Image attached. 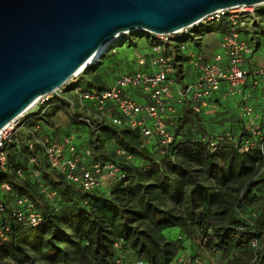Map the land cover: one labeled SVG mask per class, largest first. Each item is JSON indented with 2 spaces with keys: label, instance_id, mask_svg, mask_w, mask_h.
Returning a JSON list of instances; mask_svg holds the SVG:
<instances>
[{
  "label": "trees",
  "instance_id": "obj_1",
  "mask_svg": "<svg viewBox=\"0 0 264 264\" xmlns=\"http://www.w3.org/2000/svg\"><path fill=\"white\" fill-rule=\"evenodd\" d=\"M221 23L224 34L227 18L218 23L220 27ZM118 47L116 42L111 55L118 52ZM106 57L107 53L101 61ZM184 60L178 57L177 62ZM101 61L88 69L97 68ZM183 67H178L180 75ZM93 88L107 87L91 83L87 90ZM50 102L35 116L42 113L52 117L60 111L73 124L86 126L92 136L91 159L118 166L125 177H112L110 196L99 192L102 186L86 192L52 170L39 145L30 150L27 137L22 147L13 144L14 154L7 149L10 170H0V188L4 183L12 187L10 193L0 189V202L5 206L0 223L11 225V240L0 244V259L34 264L30 253L37 252L51 264H73L58 245L62 241L91 264H118L119 259L121 264H184L177 263L181 256L204 264L200 250L221 256V264H264V153H241L227 140L212 152L211 135L189 102L181 105L173 118L170 128L175 141L170 155H163L157 144H146L138 131L119 129L108 120L96 129L100 126L96 120L91 119V125H87L73 118L69 99L63 95ZM256 109L264 130V110ZM241 122V133L229 131L239 139L246 136L242 119ZM102 133L105 141L116 145L112 154H98L104 149V145H98ZM117 150L125 151L133 160L117 155ZM106 155L109 160L104 159ZM21 156L24 165L19 162ZM31 156L39 159V180L28 172ZM18 170L23 176H18ZM29 175L32 179L27 178ZM43 188L56 193L54 200L47 198ZM19 197L33 202L44 220L40 226H25L13 218ZM254 240L258 242L257 249L252 246ZM187 242L197 249L191 250ZM117 243L120 249L115 247Z\"/></svg>",
  "mask_w": 264,
  "mask_h": 264
},
{
  "label": "built area",
  "instance_id": "obj_2",
  "mask_svg": "<svg viewBox=\"0 0 264 264\" xmlns=\"http://www.w3.org/2000/svg\"><path fill=\"white\" fill-rule=\"evenodd\" d=\"M247 8L251 7L218 11L201 22H220L223 18L228 20L227 29L220 41V51L214 53L210 59H207L201 50H188L189 40L195 46L200 44L201 37L192 32L193 28L199 24L173 34L148 33L151 40L150 52L137 61L136 68L131 72L119 73L106 89L76 88L75 92L79 95L78 102L69 99L71 115L87 125H91V119L96 120L100 124L96 129H100L101 125L108 120L111 125L119 129L138 131L146 144H157L163 155H170V146L175 141L170 127L173 124V115L177 112V106L189 102L193 110L199 113L207 100L218 93L223 84H226L225 97L240 100L239 112L245 125L246 136L239 139L227 132L210 141V150L217 152L218 144L227 140L241 153L254 151L264 153L261 114L250 102L251 95L244 92V86L248 80H251L254 87L264 85V66L249 67L248 60L257 45L252 36H248L250 39L244 38L249 34L250 29H254L250 23L254 24L252 20H256L255 14H249L252 10L249 12ZM118 40L119 38L105 49L95 64L99 63L110 49L115 52L114 48ZM184 51H186L185 54ZM178 57H184L185 60L177 62ZM180 65L188 67L196 79L180 84L179 76L183 75V73L179 74ZM66 84L54 93L40 98L36 105L50 101V97L54 94L61 96V89ZM131 92L141 95L144 100L133 97ZM172 98H174L173 103L170 101ZM34 107L0 131V170L3 172L10 170L7 149L14 142L19 128L27 123V119L24 121L23 119ZM79 112L84 115L78 116ZM27 145L30 150L39 145L48 166L61 174L68 183L86 192L103 186L105 175L117 177L119 180L125 177L118 166L102 164L91 159V151H86L83 156L77 149L73 134L66 136L60 142L49 139L29 140ZM117 155L129 161L133 160V157L123 150H117ZM87 157L89 160L85 163ZM28 172L36 180L41 178L40 162L37 157L29 158ZM17 174L20 177L23 176L21 170H18ZM0 189L4 193L12 191L8 183L2 184ZM42 192L49 200H54L56 197L55 192H47L45 188ZM16 207L12 216L18 223L31 227H38L43 223L41 214L28 198H17ZM4 211L5 206L0 202V213ZM252 222L249 220V223L252 224ZM10 233L11 225L8 222L0 223L1 245L10 242ZM252 246L257 249L258 242L254 240ZM115 247L120 249L121 244L117 243ZM117 263L121 264V259ZM177 263L202 264L199 259L192 260L186 256L179 257Z\"/></svg>",
  "mask_w": 264,
  "mask_h": 264
},
{
  "label": "water",
  "instance_id": "obj_3",
  "mask_svg": "<svg viewBox=\"0 0 264 264\" xmlns=\"http://www.w3.org/2000/svg\"><path fill=\"white\" fill-rule=\"evenodd\" d=\"M259 5L264 0H0V131L124 34H173L218 11Z\"/></svg>",
  "mask_w": 264,
  "mask_h": 264
},
{
  "label": "rangeland",
  "instance_id": "obj_4",
  "mask_svg": "<svg viewBox=\"0 0 264 264\" xmlns=\"http://www.w3.org/2000/svg\"><path fill=\"white\" fill-rule=\"evenodd\" d=\"M250 12L252 10V13L249 14H255L256 20H252L254 24L250 23L251 26L256 28L258 24H260V28H264V5H259L251 8H247ZM248 14V13H247ZM219 22H205L201 23L197 26H195L192 30V32L195 35H201L203 37V52L207 59L212 58L213 52L217 49V51H220L219 47V40L223 37V30L224 29V23H221V27L218 24ZM257 23V24H256ZM245 39H250L248 36H244ZM261 40L260 47L254 51L253 55H251L250 59L252 62H255L259 64L260 66H264V36H258ZM201 41V40H200ZM150 36L145 31H135L132 33H127L119 37V40L117 41V44H119L118 52L114 55H111L110 51L107 52L108 57L103 59L99 66L95 69H86L83 73H81L78 77H74L71 80L67 82V84L61 89L62 93L61 95L67 97L68 99L73 100L74 102H78L79 95L75 92L76 88H82L84 90H87L89 85L93 83L95 86L99 87H109L115 80L116 76L119 73L122 72H131L133 69L137 66V61L140 58H144L147 56V54L150 52ZM188 50H194L199 51V47L195 46L191 43L189 40L187 42ZM200 46L202 44H199ZM184 54L186 51L183 52ZM187 67H183L182 73L186 72ZM94 89V88H93ZM57 95L54 94L52 97H50V100L55 98ZM50 101L46 103H39L36 105L27 115V117L24 120L28 119L31 114H36L39 110H43L47 104H49ZM22 121V122H23ZM35 123L33 125L24 124L22 127L19 128L14 142L9 146V152L12 153V146L13 144L17 145L18 147L23 146L24 138H28L29 140H45L46 138H50L51 135L53 136V139L61 140V138L58 139V136H55L54 132L57 130H62V133L65 132V130H69V128L74 125V127H78L79 129L67 134H73L75 136V139L77 141H80V152L84 156L86 151H92L91 145H90V139L92 138L89 129L86 128V126L81 124H73L71 121V118L58 111L54 114L52 117H45V116H39L36 119H34ZM108 123V122H107ZM73 130V128H71ZM65 135V134H64ZM105 134H99V141L98 145H104V149L98 150V154L100 153H106V154H112L113 150L115 149L116 145L113 141H105L104 140ZM59 142V141H56ZM92 157V156H91ZM105 160H109L110 156L106 155L104 157ZM22 161V162H21ZM88 157L84 161L87 163ZM120 161V160H119ZM19 162L24 165L25 160L24 157L21 156L19 158ZM140 168L142 165L139 166ZM29 179L30 175L27 177ZM114 181L111 179H105L103 182V186L101 188V191H99L102 194H105L106 196H110L112 192ZM12 198V197H10ZM170 207V205H169ZM64 231L66 233H70L69 229L66 227L64 228ZM199 241H197L198 243ZM58 245L70 256L73 264H91L86 260H83L76 252H74V249L66 242L58 241ZM187 246L193 250L197 249L196 246L192 243L187 242ZM200 258L202 259L204 264H221V261L224 262V260L221 258V256H214L213 254L200 250ZM31 260L34 264H51L48 261L43 260L41 255L37 252H31L30 253ZM0 264H29L25 262H15L10 259H0Z\"/></svg>",
  "mask_w": 264,
  "mask_h": 264
},
{
  "label": "crops",
  "instance_id": "obj_5",
  "mask_svg": "<svg viewBox=\"0 0 264 264\" xmlns=\"http://www.w3.org/2000/svg\"><path fill=\"white\" fill-rule=\"evenodd\" d=\"M263 32H264V28L261 29L260 24H258V26H256V28L250 29V32L247 35V36H249V35L252 36L256 40L257 46H256L255 51L260 47V42H261V40L257 37L258 36H264ZM222 36H223V34H222ZM203 39L204 38L201 37L200 44H202V45L201 46L198 45V47L200 48L199 50H201L202 52H203L202 48H203V42H204ZM221 40H222V38L219 40V47H220V41ZM217 49L215 50V52H213V54L218 52ZM248 62H249V67H251V68L262 67L259 64L252 62L251 59H249ZM195 79H196V76L194 74H191L190 70L187 68L186 72L183 73L181 79L179 78V83L184 84L187 82H192ZM225 92H226V84H223L221 90L218 93H216L212 98L207 100V103L201 108L200 112L198 113L203 120V124H204L205 128L210 133L212 140H215L219 136H222L229 131H234L236 133H241L243 131L242 122L240 119V112H239L240 111V103H239L240 100H239V98H227V97H225ZM244 92L251 95L250 102L254 106H256V108H258L260 111L264 110V85L263 84H260L259 86L254 87L251 80H248V82L244 86ZM131 95L133 97H137L139 100L143 99V97L137 93L131 92ZM170 101H171V103H173L174 98H172ZM49 106H50V104H48L46 107L48 108ZM181 107L182 106L177 107V110ZM41 111H43V110H39L37 113H39ZM176 114H177V112L173 115V118H175L177 116ZM41 115H42V113L39 116H41ZM34 118H37L35 116V114H31V116L27 119V120H30L27 124L31 123V121H33ZM71 128H73V130ZM78 129H79L78 127H74V125H72L69 128V130H65V132H63V133H62V130H58V131L56 130L54 132L55 133L54 135L58 136V139L61 138V140L53 139L52 135L49 139L60 142L66 136L71 135V134L66 135V133H70V132L76 131ZM75 143H76L77 149L79 151L81 148V146L79 144L80 141H77L75 139ZM85 160H86V158H85ZM107 178L114 181V179L110 175H105L104 181Z\"/></svg>",
  "mask_w": 264,
  "mask_h": 264
},
{
  "label": "bare ground",
  "instance_id": "obj_6",
  "mask_svg": "<svg viewBox=\"0 0 264 264\" xmlns=\"http://www.w3.org/2000/svg\"><path fill=\"white\" fill-rule=\"evenodd\" d=\"M197 24H200V23H197ZM109 44V43H108ZM108 44L102 49L100 50L85 66H83V68L77 72L72 78L78 76L80 73L84 72L86 69H88L91 65L95 64V62L97 61V59L101 56V54L105 51V49L107 48ZM71 78V79H72ZM70 79V80H71ZM38 102V101H37ZM37 103H35L32 107H34ZM31 107V108H32ZM30 108V109H31ZM26 113V112H25ZM24 113V114H25Z\"/></svg>",
  "mask_w": 264,
  "mask_h": 264
}]
</instances>
